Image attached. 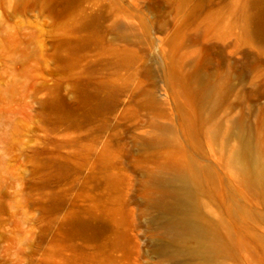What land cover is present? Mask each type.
<instances>
[{
	"label": "rangeland",
	"instance_id": "obj_1",
	"mask_svg": "<svg viewBox=\"0 0 264 264\" xmlns=\"http://www.w3.org/2000/svg\"><path fill=\"white\" fill-rule=\"evenodd\" d=\"M236 121L264 158V0H0V264H204L161 251L148 202L185 157L216 176L204 212L231 247L213 264H264Z\"/></svg>",
	"mask_w": 264,
	"mask_h": 264
},
{
	"label": "bare ground",
	"instance_id": "obj_2",
	"mask_svg": "<svg viewBox=\"0 0 264 264\" xmlns=\"http://www.w3.org/2000/svg\"><path fill=\"white\" fill-rule=\"evenodd\" d=\"M209 93L205 94L208 98ZM213 136L219 129L212 130ZM225 135L238 139L230 156L231 170L251 186L264 185V158L261 148L250 127L236 121ZM171 127L161 128L157 140L174 141ZM169 162L152 173L149 204L164 220L159 225L163 240L161 251L171 259L189 257L204 264H213L230 251V239L225 235L228 225L222 219L213 220L204 212L202 194L206 185L216 180L208 166L195 159ZM237 211V210H236Z\"/></svg>",
	"mask_w": 264,
	"mask_h": 264
}]
</instances>
